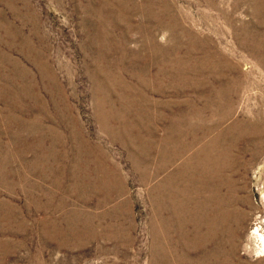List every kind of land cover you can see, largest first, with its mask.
I'll return each mask as SVG.
<instances>
[{"label": "rangeland", "instance_id": "rangeland-1", "mask_svg": "<svg viewBox=\"0 0 264 264\" xmlns=\"http://www.w3.org/2000/svg\"><path fill=\"white\" fill-rule=\"evenodd\" d=\"M213 148L214 260L264 264V0H0V264H151L153 188Z\"/></svg>", "mask_w": 264, "mask_h": 264}, {"label": "bare ground", "instance_id": "bare-ground-1", "mask_svg": "<svg viewBox=\"0 0 264 264\" xmlns=\"http://www.w3.org/2000/svg\"><path fill=\"white\" fill-rule=\"evenodd\" d=\"M121 94L125 97H119V108H122L123 103L127 101L128 97H135L134 95H137V91L132 85L125 86L122 87ZM113 103H110V105H113ZM119 108L116 109L117 116L121 115ZM142 111L143 115L148 112L144 109ZM203 150H200V152L191 158L192 162L189 165L183 166L182 169L178 168L175 171L176 175H171L172 177L169 181L163 183L159 188H153V192L156 193L159 200L156 205L161 208L165 215L161 217V223L163 224L160 225V234L157 231H154L155 233L152 234L153 252L151 264L217 263L214 259L218 257V251L215 248L211 249L213 243L209 245L213 242L212 238L214 237H211V234L206 235V230H204L205 228L201 221L202 216H199V213H202L201 208H205V202L208 196L212 195L213 198L216 197L215 193L218 191L219 184L215 186L216 191L211 189L207 186L210 180L205 178V175L210 173L215 176L216 181H219L221 167L217 164L221 158L220 155L222 156L223 154L215 148L208 149L209 151ZM193 179L197 180L193 182ZM201 182L204 183L203 186H201ZM196 183L199 184L198 189H196L195 195H192L190 190ZM191 200L192 203L196 200V203L200 204V206L195 209L194 203L192 204ZM196 214H198L199 219L197 218L195 220L199 226L195 228L197 229L196 231H193L187 227L190 223L187 221V218ZM254 235L257 236V240L260 242L261 249L259 252L264 256V231L260 232L256 229ZM218 240L214 239V243L221 245ZM192 244H196V252L194 254L188 250Z\"/></svg>", "mask_w": 264, "mask_h": 264}]
</instances>
